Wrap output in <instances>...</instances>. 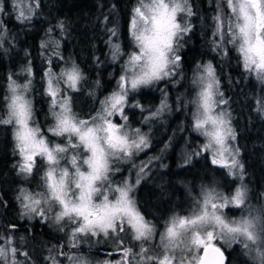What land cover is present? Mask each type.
I'll use <instances>...</instances> for the list:
<instances>
[{"label": "snow or ice", "instance_id": "1", "mask_svg": "<svg viewBox=\"0 0 264 264\" xmlns=\"http://www.w3.org/2000/svg\"><path fill=\"white\" fill-rule=\"evenodd\" d=\"M13 7L16 20L30 21L40 0H13ZM216 7L212 33L216 49L227 54L231 50L228 46H233L241 54L243 68L264 82V0H221ZM132 12V50L121 52L120 45H114L112 54L113 59L127 57L117 87L90 113L74 110V95L81 91L87 77L75 60H65L60 54L59 41L52 42L55 49L41 77L46 79L45 94L54 122L46 132L63 138V142L50 140L34 120L33 101L27 95L32 80L18 84L12 75L8 76L10 94L4 98L7 112L0 115V126H15L16 147L23 157L17 165L20 171L26 176L43 171L38 190L19 189L16 199L22 215L50 221L60 231L67 229V243L74 249L92 240L112 243L121 252L117 264H225L224 251L215 241L229 246L242 243L259 264H264V205L257 208L247 204L246 186L232 193H225L215 183L202 186L185 214L173 210L161 224L148 219L135 198V187L151 161L139 166L134 182L127 178L115 180L118 173L122 175L125 161H132L136 153L150 146L147 134L129 124L126 109L142 108L138 102L130 103L135 99L133 94L142 87L164 83L159 106L155 111L149 109L145 120L170 109L167 85L179 83L178 77L184 75L181 49L184 37L193 28L189 21L194 14L190 0H136ZM4 14L5 0H0V15ZM57 27L63 30L64 25L61 22ZM3 30L0 19V32ZM111 34L116 36V30ZM41 47L48 49L49 42H42ZM53 57L64 61L59 72L53 70ZM24 71L33 75L31 66ZM192 84L199 90L191 101L195 105L191 127L207 142L198 151L186 152L184 163L191 164L194 156L210 151L212 164L242 180L243 165L236 159L239 150L229 143L236 135L217 67L211 62L198 64ZM257 103L264 111V97ZM30 122L36 126H30ZM230 206L241 208L243 214L238 219L228 217L224 209ZM10 227L15 229V225ZM0 240L4 241L0 243V264H21L12 237ZM133 241L135 245L129 247ZM56 252L68 258L70 264H93L75 252L69 255L58 248ZM23 255L28 256L27 252ZM52 261L59 264L55 257Z\"/></svg>", "mask_w": 264, "mask_h": 264}, {"label": "trees", "instance_id": "2", "mask_svg": "<svg viewBox=\"0 0 264 264\" xmlns=\"http://www.w3.org/2000/svg\"><path fill=\"white\" fill-rule=\"evenodd\" d=\"M190 3L194 14L189 17V21L193 28L184 37L185 42L181 49L184 75L182 78L178 77L179 83L167 85L171 113L166 116V122H153L156 127L166 126L168 130L165 129L161 138H153L149 151L136 155L132 161L121 166L123 171H128L143 158L147 162L151 161L149 164L153 165L155 160H150L151 157H158L156 171L159 172L162 168L165 177H158L160 183L173 184L172 180L176 177L186 178L191 172V187L195 190L199 189L201 180H205V183L200 186H208L216 184L219 178H224L231 185L228 186V193L232 192L238 180L229 175L227 169L212 164L209 152L194 156L191 164H185L181 155L179 156L183 147L187 148L182 145L187 144L188 152H194L200 150L204 142V137L191 127L192 113L195 110L191 101L195 99L198 91V86L192 84V79L198 64L211 62L217 67L221 90L229 100L235 142L244 166V186L252 199L264 193V111L260 110V104L257 103L264 97V82L243 68L242 60L239 59L241 54L233 46H228L231 50L227 54L216 49L213 42L215 37L212 35L216 23L213 17L217 14L216 6L221 0H190ZM134 6L136 0H40V7L36 9L32 19L21 22L15 18L17 12L13 7V0H5L6 14L0 18L4 25V30L0 32V115L7 112V101L4 98L9 95L8 76L12 75L13 79L21 81L19 77L23 75V79H31L34 84L35 120L43 127L51 124L49 97L45 94L46 84L40 77L48 67V58L55 49L53 41H59L60 54L65 60L69 57L75 60L87 77L81 91L74 95V110L87 114L81 109L83 102L90 107L88 113L94 108L98 109V102L116 89L117 80L127 59L126 56L123 59L112 58L114 45H120L121 52L132 50L129 21ZM61 22L64 25L63 30L57 27ZM49 29H52L50 33ZM113 29L117 32L116 36L111 34ZM45 41L49 42L48 49L41 47ZM28 66L32 69L31 77L24 71ZM64 66V61L53 57L54 71H59ZM164 87V83L142 87L133 94L135 99L130 103L134 105L138 102L142 106L126 109L135 127L151 129L149 126L152 121H146L145 118L150 115L149 109L155 111L159 106L162 100L161 90ZM184 93L186 94L183 97ZM166 117L162 115L152 120H163ZM178 126L183 127L181 132ZM172 140V149L165 155L167 151L164 149ZM16 145L13 125L0 126V237H12L13 246L18 250L16 259L21 264H53V257L56 260L60 257L58 261L63 262L65 259L57 256V248L69 255L73 252H90L96 255V250L101 247L71 248L67 243V231H59L50 221L39 218L31 220L22 215L23 210L16 199L19 189H37L43 171L39 174L34 172L30 176L22 173L17 166L21 161ZM148 169L147 175L150 176L147 178L150 180L154 178V170L150 171V167ZM174 172H178V175L174 176ZM149 180H144L139 185L135 198L146 217L155 221V216L149 210H160L158 205L161 204L164 210L169 211L170 191L169 186H164L162 193H157L160 188L156 191L147 189L145 184ZM11 225H15V229ZM3 242L0 240V243ZM242 245L238 242L232 245L233 248H225L228 264H259L244 252L242 256L236 254ZM24 252H27V257L23 255Z\"/></svg>", "mask_w": 264, "mask_h": 264}, {"label": "rangeland", "instance_id": "3", "mask_svg": "<svg viewBox=\"0 0 264 264\" xmlns=\"http://www.w3.org/2000/svg\"><path fill=\"white\" fill-rule=\"evenodd\" d=\"M0 18H1V15H0ZM0 37H1V36H0ZM47 70H48V67H46V68L44 69V72H46ZM55 72H59V71H55ZM21 74H24V73L21 72ZM19 78L22 79V80H21V81H18V80H16V79H14V80H16V82H17L18 84H24V83H26V82L29 80V79H23V78H24L23 75H20ZM40 79H41V77H40ZM43 80L45 81V84H46V79H43ZM46 86H47V85H46ZM116 87H117V85H116ZM116 87H115V88H116ZM198 90H199V88H198ZM33 91H34V84H33V81H32L31 91H30V93H28L27 95H28L29 98H31L32 101L34 102ZM197 92H198V91H197ZM9 94H10V93H9ZM185 94H186V93L183 94V97L185 96ZM108 95H109V94H108ZM108 95H107V96H108ZM81 107H82L81 109H83V110H84L85 112H87V113L90 111V107H89V106H86L84 102H83V105L81 104ZM99 107H100V105H99ZM226 107H227V110L231 113V127H232L233 130H234L233 116H232L231 109L229 108V105H227ZM194 111H195V110H194ZM169 113H171V108H170L169 110L164 111L162 115H165V117H166ZM126 114H127L128 117H129V124H130L133 128H137V127H135V125H133V124L131 123L130 115H129V113L127 112V110H126ZM162 115H160V116H162ZM50 118H51L52 122H51V124H48L46 127H43L42 125H40V123H38V124H39L40 128H41L42 130L45 131V135H46L50 140H52L54 143H61V142H63V138H61V137H55V138H54V137L52 136L51 133H47V132H46V129H47L48 127L52 126V124L54 123V122H53V119H52L51 116H50ZM153 118H156V117H153ZM153 118H152V119H153ZM152 119H151L152 124L149 126L151 129L145 130L144 128H140L142 132H144V133L147 134L150 143L154 140L153 138H161V137L164 135V133H165V129L167 128L166 126H163V127H156L155 125H153V124H154L153 122H166L167 117H166V119H163V120H159V119H158V120H154V121H153ZM34 120H35V118H34ZM35 121H36V120H35ZM36 122H37V121H36ZM30 126H33V127H34V126H36V124L30 122ZM13 127H14V132H15V126L13 125ZM178 127H179L180 132H181V131L183 130V127H181V126H178ZM162 128H163V130H162ZM161 130H162V132H161ZM167 130H168V128H167ZM234 132H235V130H234ZM14 137H15V135H14ZM203 137H204V136H203ZM15 140H16V139H15ZM16 142H17V141H16ZM206 142H207V138L204 137V142H203V144L206 143ZM229 143H230L231 146H233L234 148L238 149L235 140H231V141H229ZM173 144H174V142H173V140H172L171 142L168 143L167 147H165L164 151H165V152L167 151V152L165 153V155H168V151H169V152L171 151ZM182 146H185V147H187V148H184V147H183V149L180 151L179 156L181 155V158H183V155H184L186 152H188V145H187V144H184V145H182ZM149 148H150V146H149ZM149 148L144 149L143 151L136 153V155H140V154H142L143 152H147V151H149ZM205 152H209L210 156H212V153H211L210 151H205ZM136 155H135V156H136ZM135 156L133 157V159L135 158ZM152 158H153V157H151L150 160H153V161L155 160V161H154V164H153V165H150V164L148 163V168H149V167L151 168L150 171L154 170V178H152V179H150V180H149V178H147V177L150 176V175H147V174L149 173V169L146 168V169H145V173L141 176V180H140L139 185H140L141 183H143L144 180H146V181L149 180V182L145 184V185H146V188H147V189H151V188H152V189L155 190V191L158 190V189L160 188V189L157 191V193H158L159 191L162 193V192H163V189H162V188H163L164 186H169V191H170L169 196H168V198H169V201H168L169 204H168V205L170 206L169 211L164 210V207H162L161 204L158 205V207H159L160 210H156V211H151V210H149V211L151 212V215H152V216H155V217H154V220H155L156 222L162 224L163 220L166 219L167 216L170 215V214L173 212V210H175L176 212L183 211V212H180L181 214H185V213H186L187 209H188L189 206L192 204L193 197L198 196L199 193H200V189H201V187H202V186H200V184H204V183H205V180H201V181H199V189H198V190H197V189L195 190L194 188L191 187V184H192V181H191V172H190V174H188V176H187L186 178L176 177V179L172 180V183H173V184H169V185H167L165 182H161V183H160V181H158V180H159L158 177H160L161 179H165V177H164V172H162V168H160V171H159V172L156 171V170H157V166H158L156 160H158V159H152ZM236 159L240 162V164L243 165L242 159L240 158V153H239V155L236 157ZM146 160H147L146 158L140 159V160L138 161V163H137V162L134 163V164H133V165H134L133 168H132V169L129 168L128 171H123L124 168H122V166H121V172H122V173H125V174H123V175L121 176V175H119V173H118V174L116 175V177H115V180H116L117 182H119V181H121V180L127 178V179H129L130 181H133V182H134L135 177H136L137 175H139V171H138L139 166H140L141 164H144V162L147 163ZM20 161H21V163H22V161H23V157H22L21 155H20ZM126 162H128V161H125L123 164H125ZM167 164H168V163H167ZM169 164H170V163H169ZM236 171L239 172L240 170H239V169H236ZM156 175H157V176H156ZM173 175H174V176H177V175H178V172H174ZM232 176H233L235 179L238 180V183H237L236 187H234L233 190H232V192H234L235 188H237V187H241L242 185L244 186V177H245L244 166H243V178H242V180H241L240 176H238V175H232ZM37 183H38V182H37ZM159 184H160V186H159ZM139 185H137V186L135 187V195H137ZM203 186H206V185H203ZM216 186H218V187L220 188V190L224 191L225 193H228V190H229V189H228V186H231V185L228 183V181H225L224 178H219V180H218L217 183H216ZM35 190H37V189H35ZM189 191H191V195L189 194ZM232 192H230V193H232ZM247 204H248L249 206H253V207H257V208L260 207L261 205H264V193L258 194L256 197H252V199L250 198L249 194L247 193ZM163 210H164V212H163ZM162 212H163V213H162ZM160 213H161V214H160ZM224 213H225L228 217H231V218H237V219H238V218L243 214V210H242L241 208H237V207H234V206H230L229 208L224 209ZM31 220H32V219H31ZM51 223H52V222H51ZM52 224H53L54 226H56L57 229L59 230V227H58L57 225H55L54 223H52ZM59 231H60V230H59ZM65 231H67V229H65ZM63 232H64V231H63ZM135 243H136V242H134V241L131 242V243H129V247H133V246L135 245ZM215 243L217 244V246H220V247H222V248L225 249V248H231L233 244L238 243V242L232 243L230 246H229L228 244H226L224 241H215ZM100 244H102L103 246H107L109 243H97V242H95V240H92V241H90V242L81 243L80 247L93 248L94 246H99ZM69 246H70V245H69ZM242 246H243V245H242ZM71 248H72V247H71ZM98 248H99V247H98ZM232 248H233V247H232ZM134 250H135V248H134ZM136 250H138V249H136ZM243 252H244L246 255H248V256H250V257H253V254H250L249 251H248L247 249H245L244 247H240V249L237 250V253H236V254H238L239 256H242V253H243ZM76 254H77V255H84V256H86L89 260H91V261L93 262V264H99V262H102V261H108L109 264H117V262L121 260V256H120V258H119L118 260H116V261H114L113 259H109V257H107V254H108L107 249H105V253H103V256L105 257L106 260L104 259V257H101V256L97 257V256H98L97 253H96V255H94V254H92V253H90V252H86V253H84V252H79V253H76ZM85 254H86V255H85ZM70 255H71V254H70ZM108 255H109V254H108ZM95 257H97V258H95ZM61 258H64L65 260H64L63 262H59V261H60V257H59V259H58V260H59V261H58L59 264H70V261H69L68 258H66L65 256H61ZM253 259H254V257H253ZM255 260H256V259H255Z\"/></svg>", "mask_w": 264, "mask_h": 264}, {"label": "flooded vegetation", "instance_id": "4", "mask_svg": "<svg viewBox=\"0 0 264 264\" xmlns=\"http://www.w3.org/2000/svg\"><path fill=\"white\" fill-rule=\"evenodd\" d=\"M99 247H101V248L96 250V252L100 256H103V253H105V247L107 248V252L109 254V255L107 254V257H109V259H113L114 261H116L121 256V252L116 250L112 243H109L107 246H103L102 244H100ZM135 250H136V248H135Z\"/></svg>", "mask_w": 264, "mask_h": 264}, {"label": "water", "instance_id": "5", "mask_svg": "<svg viewBox=\"0 0 264 264\" xmlns=\"http://www.w3.org/2000/svg\"><path fill=\"white\" fill-rule=\"evenodd\" d=\"M220 247V246H219ZM221 249L224 251V255H225V257H226V262H225V264H228V254H227V252H226V250L224 249V248H222L221 247Z\"/></svg>", "mask_w": 264, "mask_h": 264}]
</instances>
